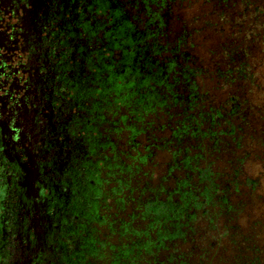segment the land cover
I'll list each match as a JSON object with an SVG mask.
<instances>
[{"label":"trees","instance_id":"obj_1","mask_svg":"<svg viewBox=\"0 0 264 264\" xmlns=\"http://www.w3.org/2000/svg\"><path fill=\"white\" fill-rule=\"evenodd\" d=\"M116 3L78 264H264V0Z\"/></svg>","mask_w":264,"mask_h":264},{"label":"flooded vegetation","instance_id":"obj_2","mask_svg":"<svg viewBox=\"0 0 264 264\" xmlns=\"http://www.w3.org/2000/svg\"><path fill=\"white\" fill-rule=\"evenodd\" d=\"M117 21L116 0H0V264L80 262L114 150Z\"/></svg>","mask_w":264,"mask_h":264}]
</instances>
